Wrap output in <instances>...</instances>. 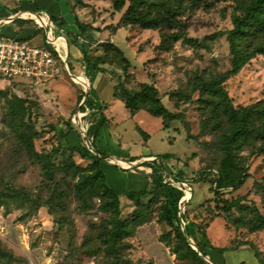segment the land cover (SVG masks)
Here are the masks:
<instances>
[{"label":"rangeland","instance_id":"rangeland-1","mask_svg":"<svg viewBox=\"0 0 264 264\" xmlns=\"http://www.w3.org/2000/svg\"><path fill=\"white\" fill-rule=\"evenodd\" d=\"M24 1L32 5L34 12L47 14L46 10H49L52 13L56 24L66 34L67 41L61 39L64 55L65 50L70 53L68 42L70 44L68 60L70 65L75 64L70 66L73 74L74 69L84 73V68L89 76L92 73L96 84L94 89L92 86L91 95L96 96V89L101 90V98L116 116L115 122L99 134L96 147L109 156L175 154L176 158H163L160 164L177 179L187 178L192 182L194 190L185 224L180 219V225L188 233L187 242L200 247L206 256L202 257L207 262L209 258L210 264H264V228L251 229L256 213L254 208L264 215V153H253L252 146H246L239 153L246 175L241 187L217 192L210 178L195 179L203 169L218 166L223 152L221 132L216 130L209 109L199 101L202 94L194 90L193 84L199 77L210 78L231 67L227 32L233 27L234 3L200 0L190 6L185 2L183 8L177 9L173 21L160 28L144 29L124 22L128 1L120 11L115 9L114 0ZM21 5L22 0H0V15L27 8ZM76 16L85 24V30L72 29ZM24 20L26 22L19 23L18 20L13 24L14 31L2 30L19 35L21 26H34V34L25 39L31 45H46L44 30L33 20ZM177 34L185 37L175 39ZM185 38H194L198 44ZM108 45L117 46L123 55ZM96 58L105 59L99 68L89 62ZM99 70L102 75L96 76ZM77 77L87 78L86 75ZM102 80L113 86L125 85L130 90L137 89L143 82L154 83L164 104L180 116L167 128H161V119L146 110L134 120L129 117L124 101L113 99V90L102 85ZM10 82L2 79L0 84L4 87ZM15 86L30 102L31 125L26 130L29 135L36 133L34 145L37 151L51 155L53 178L48 177L40 160L33 157L19 140L8 117V106L0 99V188L4 194L3 201L0 199V243L8 252L0 256V264H126L123 259L116 263L105 253L100 232L109 215L99 209L100 200L89 202L94 206L87 209L75 194L74 186L79 178L66 171L69 157L82 167L89 164L87 157L68 146L82 143L81 131L78 134L79 126L74 123L81 110L82 99L78 104L80 85L65 74L34 86L29 83ZM225 88L236 108L264 99V55L250 59L225 82ZM99 116L100 110H96L91 118L96 120ZM70 118L73 127L67 124ZM136 120H141V125L151 134L146 143L136 129ZM85 121L88 123L86 117ZM142 160L144 158L135 161ZM103 162L108 184L112 188L116 184L114 189L121 196L122 216L128 217L135 206L126 193L142 187L140 183L129 181L128 174H144L146 169L138 167L123 171L116 166L111 168L113 163L109 160ZM178 172L184 177L180 178ZM150 180L151 177L148 182ZM172 190L174 206L170 214H178V198L184 188ZM52 194L54 197L48 205L35 203H42ZM143 200L145 204L153 200L148 208L152 218L126 239L130 247L121 251L122 257L129 258L131 264H201L193 257L177 258L172 250L175 238L169 236L171 227L159 218L161 204L155 203L153 192ZM190 221L207 223L208 238ZM226 246L243 250L221 249Z\"/></svg>","mask_w":264,"mask_h":264},{"label":"trees","instance_id":"trees-1","mask_svg":"<svg viewBox=\"0 0 264 264\" xmlns=\"http://www.w3.org/2000/svg\"><path fill=\"white\" fill-rule=\"evenodd\" d=\"M127 1L129 5L124 14V22L149 29L160 28L170 21H173L176 17L175 13H178L177 9L183 8L185 2L187 3L186 5L194 6L200 0H114L115 9L118 11L122 10ZM218 1H232L235 5V10L232 15L233 27L227 32L231 52V67L225 72L210 78L199 77L198 80L194 82L193 88L194 90H199L202 94L199 101L209 109L212 115L211 118L215 120L216 130L221 132L220 147L223 152L218 166L203 169L195 179L210 178L214 184L215 190L220 192L230 187H241L245 183L246 175L244 174V166L239 158V153L246 146H252L253 153H264V99L248 106L236 108L225 88V82L231 76L239 72L250 59L258 54L264 55V0ZM172 10L174 11L173 13H171ZM52 19L56 21L54 16H52ZM76 23L80 30L86 29L85 24L81 22L77 16ZM41 29L43 30V28ZM183 37L185 36L182 34L175 35V39H181ZM185 39L195 45L198 44L197 40L194 38ZM107 47L112 48L121 56L123 55L122 51L117 46L108 45ZM123 60L129 63L124 56ZM89 62L99 68L101 64L105 63V59L96 58L94 60H89ZM59 63L62 66L61 60ZM61 69L62 72H65L63 68ZM20 83L27 82L11 81L4 87L0 86V99H3L8 106V117L19 140L26 145L28 152L31 153L33 157L40 160L48 177L53 178V174L50 171L51 155L37 151L34 145L36 133L33 135L27 133L28 130L26 129L31 125L29 123L30 102L26 97L20 95V91L16 88L15 84ZM29 85L34 86L30 83ZM80 90L78 104L85 95V91L81 85ZM113 94L114 97L124 101L131 115H134L140 110H146L150 114L161 118L164 128H167L171 121L180 116V114L171 111L164 104L159 90L154 83H140L135 90H130L125 85L119 86L118 84L114 86ZM83 107L85 110H89L86 114V119L88 120L89 134L95 145L96 139L100 134V128L109 121L103 111L105 106L98 101L96 96L90 93ZM96 110H100V116L94 120L91 116L93 111ZM67 124L69 127L75 126L71 118L67 120ZM136 127L147 140L149 134L139 125ZM78 134H80L79 131ZM83 142L78 146L72 144H68V146L69 149L78 150L87 157L89 159V164L86 167H82L73 157H69L65 165L66 171L73 177L79 178L74 186L75 194L77 198L84 203L87 209L88 207L94 206V204H88L89 202L93 203L95 199H99V209L109 215L108 221L102 225L100 232L102 244L104 245L107 255L112 256L116 263L123 259L124 263L131 264L129 258L122 257L121 251L130 247L126 239L134 234L135 229L151 220L152 217L148 208L153 204V200L145 204L143 198L153 192L156 197L155 203L159 202L161 204L159 218L171 227L169 236L175 238V242L172 245L173 253L177 255L178 259L193 257L199 260L201 264H210L203 258L205 254L200 247L198 248L203 253V257L187 242L188 233L186 230H183L180 225L179 215L177 213L170 214V210L172 206H174V196L172 192L174 187L163 182L160 165L150 164L154 168L153 175L145 187L129 190L126 193L127 196L133 200L135 207L128 217H123L120 207L121 196L108 184L106 174L102 167L103 160H101L98 155L92 154L83 145ZM158 156L166 159L176 158L175 154L172 153H162ZM135 159L136 158H132V160ZM178 173L180 178L184 177L181 172ZM150 186H152V189H150ZM3 195V190L0 188V199L2 201L4 199ZM11 196L14 197L15 194ZM53 197L52 194L49 199L43 200L42 203H39V201L35 203H37L38 206L48 205ZM254 209L256 213L251 229H263L264 215L260 213L257 207ZM186 217H188L187 214ZM190 223L193 226L199 227L204 237L208 238L207 223L198 224L195 221H190ZM221 249H234V246H226ZM7 253L8 252L0 243V256L7 255ZM255 254L260 261L257 250H255Z\"/></svg>","mask_w":264,"mask_h":264},{"label":"built area","instance_id":"built-area-1","mask_svg":"<svg viewBox=\"0 0 264 264\" xmlns=\"http://www.w3.org/2000/svg\"><path fill=\"white\" fill-rule=\"evenodd\" d=\"M17 13L21 14V16L14 18V16L10 14L7 17L8 19L6 18V20L0 18V25L3 22H10L17 18L34 20L35 24L43 28V30L45 31V37L47 39V42L46 45L44 46L31 45L28 43L25 37L19 35L7 34L0 28V81L2 79H8L10 81H21V82L23 81L33 85H38L44 83L45 81H47L52 77L58 76V74L62 71L61 68H63V70L67 74H69L76 83L80 84L83 90L85 91V95L83 96L81 101L84 102L83 105L85 106L86 99L89 95L87 94V89L91 86V82L89 80V87L86 88V86L83 83L77 81L72 76L73 70H71L68 65V52L65 50V55H64L61 49V39L66 40V34L64 33V31L60 29L55 24L54 20L51 17H49L47 14L34 12L35 14H38L40 16L46 17L49 20H51L57 27V30L49 29L45 24H43L36 18L32 17L31 14H24L23 11H19ZM51 36H57L60 42L59 46H57L55 41L51 40L50 38ZM60 60L62 61V66L59 63ZM87 111L89 110L84 109V112H82L83 115L81 113V122L83 117H86L85 115L88 113ZM74 123H76L79 126L78 131L79 132L81 131V138L84 133H86V135L87 133L89 134L88 123L85 124L82 122L85 126L84 129L76 121H74ZM87 138L89 141V146L84 144L83 141L82 142L83 145L92 153L90 147V141L92 144L93 142L90 134L89 137L87 135ZM143 158L144 160L142 161H132V164L128 166L137 164L139 162L148 163V164H158L160 165V172L162 174L163 182L180 190L184 188V193L179 196V200H178V209H179L178 215L181 221L185 224L184 218H186L187 205L193 196L194 189L192 186V182H189V179L187 178L177 179L175 175L170 174L165 169V167L162 164H160L162 163V160H164L161 157H157L156 155H151ZM190 244L193 248L196 247L198 252L203 255V253L199 250L197 246H194L192 243Z\"/></svg>","mask_w":264,"mask_h":264},{"label":"crops","instance_id":"crops-1","mask_svg":"<svg viewBox=\"0 0 264 264\" xmlns=\"http://www.w3.org/2000/svg\"><path fill=\"white\" fill-rule=\"evenodd\" d=\"M21 6H24V7H27V8H24V10L25 9H27V10H25V11H28V12H34L33 10H35L33 7H32V5H30V3H26V1H24V0H22V5ZM23 10V11H24ZM21 11V10H20ZM17 12H19L18 10H14L13 12H9V13H7V14H3V15H0V18L1 19H5L6 20V18L10 15V14H12V13H17ZM46 12H47V15L50 17V16H53L52 15V13L49 11V10H46ZM38 13V12H37ZM18 19H20L19 20V23L20 22H26L25 20H24V18H17V19H15V20H13V21H10V22H3L1 25H0V28L1 29H6L8 32L9 31H14V30H16V28H15V26H13V24L14 23H17L18 22ZM55 22V21H54ZM75 22V21H74ZM55 24H56V22H55ZM37 25V24H36ZM57 25V24H56ZM38 26V25H37ZM58 26V25H57ZM39 27V26H38ZM59 27V26H58ZM74 28H78V26H77V24L76 23H74V26L72 27V29H74ZM20 32L18 33L19 35H21L22 37H27V36H32L33 34H34V31L36 30V27H34V26H29V27H25V28H22V26L20 27ZM44 33H45V31H44ZM68 44H69V42H68ZM68 47H69V50H70V53L68 54V58L71 56V48H70V44L68 45ZM68 65H69V67L70 66H74L75 64H71L70 65V62H69V60H68ZM75 70V72L77 71V69H74ZM80 71H81V68H80ZM74 72V74L75 75H77V76H80V75H86V77L90 80V82H91V88H92V86H93V89L95 88L94 87V85L96 84L95 83V81H94V75L91 73V75L89 76L87 73H85V68H84V73H75ZM67 74V73H66ZM100 75H102V74H100V70H99V73L97 74L96 73V76H100ZM58 76L59 77H63V76H65V74H58ZM59 81V80H58ZM103 81V84L102 85H106V87L109 89H112L113 90V92H114V86L113 85H111V84H108V81L106 82L105 80H102ZM105 83V84H104ZM102 88H104V86H102L101 87V89ZM97 90V98H98V101L100 102V103H102V105H104L105 107H104V109H103V111H104V113L106 114V116L108 117V119H109V121L106 123V124H104L101 128H100V133H101V131L103 130V129H106V127L107 126H109V125H112L114 122H115V120H116V116L114 115V113H113V111H111L110 109H108V107H107V105H106V102L101 98V90H98V89H96ZM103 90V89H102ZM113 99H116L114 96H113ZM129 111V110H128ZM142 110H140V111H138V112H136L134 115H131V113L129 112V117H131L132 119H137V117L140 115V112H141ZM161 119V118H160ZM161 123H162V119H161ZM116 124L118 125V122L116 121ZM137 125H139L143 130H145L148 134H149V138L146 140L145 139V143L146 142H148L149 140H150V138H151V134L149 133V131H147L146 129H144V127L141 125V120H136V125L135 126H137ZM161 128H164L163 127V123H162V125H161ZM136 129H137V127H136ZM97 140V139H96ZM95 148H96V150L99 152V154H103V155H106V153H105V151H102V150H100L98 147H96V145H95ZM124 150V149H123ZM152 155H155V154H152ZM107 156H109V155H107ZM146 156H148V155H142V154H140V155H134V156H132V155H129L128 157H122V156H120V155H117V154H113L112 155V157H114V158H117V159H121V160H123V161H135V160H138L139 158H143V157H146ZM132 158H136L135 160H132ZM104 161V160H103ZM109 162L110 163H113V164H110V167L111 168H113V167H117L118 169H122L123 171H129V169H137L138 167L139 168H142V167H145V172H143L144 174H141V173H137V175L136 176H132L131 174H128V176H129V181H132V182H137V183H140L141 184V188H143V187H145L146 185H147V183H148V178H150L152 175H153V166L152 165H150V164H139V163H137V164H133V165H131V166H128L127 168L125 167V168H123L124 166H121L120 164H118V163H116V162H112V161H110L109 160ZM104 163V162H103ZM103 163H102V167H103ZM105 172V171H104ZM106 174V173H105ZM107 177V176H106ZM113 186V188H115L114 186H116V184H114V185H112ZM132 190H134V189H132ZM214 246V245H213ZM215 248H218V246H215ZM234 250H236V251H238V250H243V248H238V249H234Z\"/></svg>","mask_w":264,"mask_h":264},{"label":"bare ground","instance_id":"bare-ground-1","mask_svg":"<svg viewBox=\"0 0 264 264\" xmlns=\"http://www.w3.org/2000/svg\"><path fill=\"white\" fill-rule=\"evenodd\" d=\"M26 12H27V13H26ZM23 13H24V14H31L32 17L36 18L37 20H39L40 22H42L43 24H45L49 29H51V30H57V27L55 26V24H54L51 20H49L48 18L43 17V16H40V15H38V14H35V13L32 12V11H31V12L23 11ZM7 19H8V18H7ZM50 38H51V40H53V41L56 42L57 46L60 45V42H59V39L57 38V36H51ZM73 75H74V76H73ZM72 76H73L77 81L83 83V84L86 86V88L89 87V79H88V78H79V77H77V75H75V74H73V73H72ZM75 121H76L77 123H79V125H80L83 129L85 128L84 124L81 122V112H80V110L78 111L77 115L75 116ZM82 139L84 140V143H85L87 146H89V141H88V138H87L86 133L83 134ZM205 257H206V256H205Z\"/></svg>","mask_w":264,"mask_h":264},{"label":"water","instance_id":"water-1","mask_svg":"<svg viewBox=\"0 0 264 264\" xmlns=\"http://www.w3.org/2000/svg\"><path fill=\"white\" fill-rule=\"evenodd\" d=\"M12 16H14V18L15 17H18V16H21V14H19V13H12L11 14ZM34 21V20H33ZM90 90H91V86L87 89V94H89L90 93ZM84 102H81L80 103V108H81V111L82 112H84ZM83 120H84V123L85 124H87V122L85 121V117H83ZM86 129H87V127H86ZM87 135H88V137H89V134L87 133ZM90 147H91V150H92V153L94 154V155H98L99 157H100V159L101 160H110V161H112V162H116V163H118V164H127V165H130V164H132V161H123V160H121V159H117V158H114V157H112V156H107V155H101V154H99V152L96 150V148H95V146L91 143V141H90ZM198 247V246H197ZM196 250H197V248L196 247H194ZM198 251V250H197ZM200 254V253H199ZM201 256H203L202 254H200ZM208 261H210V259L208 258Z\"/></svg>","mask_w":264,"mask_h":264}]
</instances>
